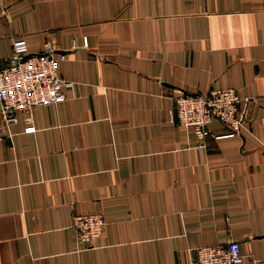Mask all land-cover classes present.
Wrapping results in <instances>:
<instances>
[{
	"label": "crops",
	"instance_id": "obj_1",
	"mask_svg": "<svg viewBox=\"0 0 264 264\" xmlns=\"http://www.w3.org/2000/svg\"><path fill=\"white\" fill-rule=\"evenodd\" d=\"M18 37L51 39L76 83L34 130L24 109L3 130L0 109V264H196L229 237L264 264V0H0V63ZM214 86L244 120L216 136L213 118L200 149L169 113ZM91 210L106 225L82 248L72 217Z\"/></svg>",
	"mask_w": 264,
	"mask_h": 264
},
{
	"label": "built area",
	"instance_id": "obj_2",
	"mask_svg": "<svg viewBox=\"0 0 264 264\" xmlns=\"http://www.w3.org/2000/svg\"><path fill=\"white\" fill-rule=\"evenodd\" d=\"M83 45H88L84 36ZM12 51L7 63H0V109L4 119V130L9 122L17 119L16 110L24 109L29 124L26 131L34 130L31 110L44 102H59L74 89L76 80L65 76L57 69V62L66 53L49 39L43 50H32L24 38L13 40ZM78 43L74 39L71 47ZM170 109V120L195 129L196 145L203 149L204 137L211 130L209 122L213 118L224 121L229 130L220 135H232L239 131L244 120L238 112L242 96L235 87H212L208 91H184L174 96ZM106 217L102 211H84L73 215L71 228L79 247L94 244L104 231ZM196 264H240L245 258L240 239L229 237L227 241L200 245L196 252Z\"/></svg>",
	"mask_w": 264,
	"mask_h": 264
}]
</instances>
